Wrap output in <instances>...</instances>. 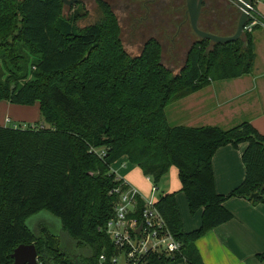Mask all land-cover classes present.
<instances>
[{"label":"trees","instance_id":"trees-1","mask_svg":"<svg viewBox=\"0 0 264 264\" xmlns=\"http://www.w3.org/2000/svg\"><path fill=\"white\" fill-rule=\"evenodd\" d=\"M96 3L102 22L80 29L78 14L63 15L62 0H0V101L39 102L41 110L36 127L0 125V264H12L22 243H35L40 264H99L103 252L112 254L104 227L119 198L113 165L123 158L156 186L176 166L191 213L202 210L201 225L186 231L180 190L161 194L157 207L183 242V257L152 252L143 264H204L196 241L234 217L225 201L264 203V134L250 121L227 129L172 125L166 107L215 81L252 74L253 34L225 44L200 38L174 73L154 37L131 55L112 5ZM241 143L245 178L219 193L213 157ZM41 211L60 220L61 235L29 225Z\"/></svg>","mask_w":264,"mask_h":264},{"label":"crops","instance_id":"crops-1","mask_svg":"<svg viewBox=\"0 0 264 264\" xmlns=\"http://www.w3.org/2000/svg\"><path fill=\"white\" fill-rule=\"evenodd\" d=\"M183 1L177 0L176 6H170L169 1L165 9L169 10L172 7L173 10L181 14ZM258 1L256 0L255 3L257 10ZM185 9V16L188 18L186 0ZM258 12L264 18V10H258ZM180 14L175 15L181 20V24H178L177 31L172 33L174 43L180 36L185 35L181 30L185 28V21L181 19L182 15L180 16ZM223 15L215 17L210 14L202 19L203 14H201L200 26L220 35H229L234 30L237 17L230 14ZM163 19L167 20V17H163ZM214 26H217L218 30ZM252 34L255 52L252 74L215 81L197 92L172 102L166 109L170 124L217 125L227 129L243 121H250L264 134V27H256ZM260 50L263 53V63L258 68L257 60ZM230 81L234 82L229 83ZM216 82H222L219 85L222 88L221 91L219 86L214 89L213 86ZM223 89H230V91L226 92ZM12 120L40 121V103L21 105L1 100L0 125H8V122H12ZM245 147L246 143H241L238 147L227 144L216 151L213 157V168L215 187L219 193L228 194L243 182L246 170L242 153ZM126 160L127 158H123L113 165L117 174L124 179L128 161ZM177 173L179 175L178 168ZM147 180L152 189V183L148 177ZM177 199L184 229L190 231L198 228L201 225L202 210L196 212L193 217H189L187 210L190 214V209L185 206V202H188L186 195L180 192ZM225 206L233 213L234 217L230 221L211 229L196 241L204 264H264V260H260L256 256L259 252L264 251V203L254 204L243 197H231L225 201ZM184 213L188 216L187 221H190V224H187Z\"/></svg>","mask_w":264,"mask_h":264},{"label":"rangeland","instance_id":"rangeland-1","mask_svg":"<svg viewBox=\"0 0 264 264\" xmlns=\"http://www.w3.org/2000/svg\"><path fill=\"white\" fill-rule=\"evenodd\" d=\"M108 1L114 10V13L116 14V18L118 21V25L120 27V37L124 43V46L126 50L131 55H137L141 52L143 48V44L150 36H155L157 39L161 40L162 42V56H163V62L164 64L170 68L174 73H178L180 69L184 66L187 58V52L190 48V45L200 39L199 36L193 31L189 17L187 18L185 16V0L183 1V11L182 13H177L176 10L171 9L166 10L164 6V11H162V15H159V17H169L170 21H164V22H156L154 24V21L157 19L158 16H154L153 13H155V10H152V13L148 16H145L144 13H133L130 12V7L132 6H143L144 0H106ZM176 0H170V6H176ZM231 4H229V3ZM210 3V4H209ZM208 4V6H207ZM232 5L233 12L227 11L226 6ZM237 5L231 1V0H205V4L203 7V18H205L206 15H210L209 10L210 7L213 8V10L216 11L217 14H230V15H236L237 19L239 16V8L236 7ZM257 7L259 11L264 10V0H259L257 2ZM208 10V11H206ZM78 14L79 19L76 21V25L78 28H83L87 25H90L92 23H96L101 21L103 18V14L98 7L96 0H79L77 3L73 4L72 6L65 5L63 10L64 16H70L72 14ZM180 14L182 15V20L185 21V28H182V32L185 33V35L180 36V38L177 39V42H173V36L172 33L177 31L178 24H181V20L177 18L175 15ZM157 15V14H156ZM223 15V16H224ZM143 19H141V17ZM237 19L235 23L234 30L231 34L234 33L236 26H237ZM216 30H218L217 26H214ZM258 68L262 66L263 63V53L262 50H260V54L258 57ZM234 81H230L229 83H233ZM221 83L216 82L214 89L221 85ZM221 91L222 88L220 86L218 87ZM215 91V90H213ZM223 91H230V89H223ZM169 106V105H168ZM167 106V107H168ZM166 107V109H167ZM38 109V108H37ZM167 111V110H166ZM39 112V111H38ZM31 123H37L32 121H22V120H12V122H8L9 126H26ZM127 161V160H126ZM125 179L128 181V183L136 188L142 195L149 198L152 195L151 190V184L147 180V176H145L140 170V168L127 161V166L125 167ZM158 190L155 192V197L158 199L159 196L163 193H167L169 191H175L179 190L181 188V182L179 175L177 173V167L172 166V168L169 170V172L163 177V179L157 183ZM181 192V190H180ZM179 192V193H180ZM184 193V192H181ZM182 204V203H181ZM183 205H181V208ZM185 206H188V202H185ZM188 216L193 217L196 215V213L190 214L187 210ZM187 215L184 213V218L187 222V224H190V221H187ZM29 225L33 227H39V226H49L51 230L59 235H61L62 231V225L60 220L52 215L51 213L47 211H41L38 214L32 216L27 220ZM54 227H53V226ZM86 251H82L84 253ZM264 251H261L259 253H262ZM257 256V254H256Z\"/></svg>","mask_w":264,"mask_h":264},{"label":"built area","instance_id":"built-area-1","mask_svg":"<svg viewBox=\"0 0 264 264\" xmlns=\"http://www.w3.org/2000/svg\"><path fill=\"white\" fill-rule=\"evenodd\" d=\"M258 26L264 27V18L253 4L244 31L253 32ZM29 125L36 127V123L14 127L26 128ZM114 172L117 181L121 183L114 189V192L119 194V198L115 203L114 216L104 227L113 243L114 251L110 255L103 252L99 264H121L123 256H125L124 264H143L146 262V256L152 252L173 259L177 255H182L183 242L175 236L157 207L158 199L155 197V192L158 187L148 177L152 183V195L147 198L115 170ZM140 226L142 228L138 232Z\"/></svg>","mask_w":264,"mask_h":264},{"label":"water","instance_id":"water-1","mask_svg":"<svg viewBox=\"0 0 264 264\" xmlns=\"http://www.w3.org/2000/svg\"><path fill=\"white\" fill-rule=\"evenodd\" d=\"M65 5L72 6L79 0H62ZM239 8V16L237 19V26L233 34L220 35L209 30H205L200 26V18L203 11L205 0H186L187 15L190 20L193 31L201 39H208L213 43L225 44L231 41H236L242 38L245 34L244 26L249 20L250 8L256 3V0H232ZM258 193L252 194V198H256ZM141 226L138 232L141 230ZM14 259L12 264H40L38 250L35 243H22L18 245L12 252ZM125 263V256L121 264Z\"/></svg>","mask_w":264,"mask_h":264},{"label":"flooded vegetation","instance_id":"flooded-vegetation-1","mask_svg":"<svg viewBox=\"0 0 264 264\" xmlns=\"http://www.w3.org/2000/svg\"><path fill=\"white\" fill-rule=\"evenodd\" d=\"M170 0H144V5L141 7V6H138V7H136V6H132V7H130V12H133V13H144V15L145 16H148V15H150L151 13H152V10L154 9L155 10V13H153V15L154 16H158V21H157V19L154 21V24L156 23V22H164V21H170V18L169 17H167V20L166 19H163V17L161 16V17H159V15H162V11H164V6H166L167 4H168V2H169ZM177 1V0H176ZM228 1V0H227ZM229 3V2H228ZM204 4H205V2H204ZM210 4V3H209ZM229 4H231V3H229ZM207 6H208V4H207ZM232 6V5H231ZM230 5H227L226 6V9H227V11H230V12H233V7H231ZM204 7V6H203ZM237 8H238V6H236ZM153 10V11H154ZM206 11H208V10H206ZM209 13L211 14V15H213V16H217V15H219V14H217L216 13V11L215 10H213V8L212 7H210V10H209ZM157 14V15H156ZM143 17L144 16H142L141 17V19H143ZM145 18V17H144ZM152 37H154V38H156L155 36H150L149 38H152ZM148 38V39H149ZM147 39V40H148ZM157 39V38H156ZM158 40H159V38H158ZM160 41V40H159Z\"/></svg>","mask_w":264,"mask_h":264}]
</instances>
